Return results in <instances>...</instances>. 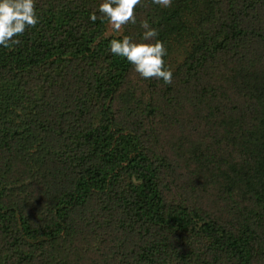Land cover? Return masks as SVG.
Wrapping results in <instances>:
<instances>
[{"label":"trees","instance_id":"1","mask_svg":"<svg viewBox=\"0 0 264 264\" xmlns=\"http://www.w3.org/2000/svg\"><path fill=\"white\" fill-rule=\"evenodd\" d=\"M102 2L0 46V264H264V0ZM144 20L170 84L110 52Z\"/></svg>","mask_w":264,"mask_h":264},{"label":"clouds","instance_id":"2","mask_svg":"<svg viewBox=\"0 0 264 264\" xmlns=\"http://www.w3.org/2000/svg\"><path fill=\"white\" fill-rule=\"evenodd\" d=\"M152 2L162 7L172 5V0ZM140 3L141 0H104L98 11L102 17L107 18L112 29L120 32L127 24H136L134 9ZM90 19L94 22L97 16L92 14ZM38 22L35 0H0V46L11 48L19 44L20 41L16 37L22 36L28 28L35 27ZM141 27L144 29L141 42H133L127 36L123 40H112L110 52L126 58L140 77L162 79L165 84H170L172 71L164 66L163 57L167 55V49L162 41L156 39L158 30L152 28L146 20L141 21Z\"/></svg>","mask_w":264,"mask_h":264},{"label":"rangeland","instance_id":"3","mask_svg":"<svg viewBox=\"0 0 264 264\" xmlns=\"http://www.w3.org/2000/svg\"><path fill=\"white\" fill-rule=\"evenodd\" d=\"M121 32H122V31H120V32H116L114 29H112L110 23L108 24V27H107V34H120ZM169 136H170V134H169ZM177 136H178V137H183V135H182L181 133H179V131H178V132H176L175 134H173V137L171 138L172 141H174L175 137H177ZM170 137H171V136H170ZM178 159H179L180 162H182L180 158H178Z\"/></svg>","mask_w":264,"mask_h":264}]
</instances>
